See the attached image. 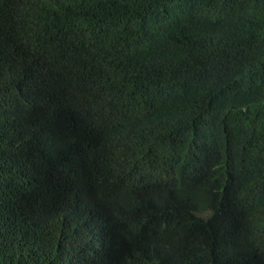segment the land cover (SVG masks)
Wrapping results in <instances>:
<instances>
[{
    "label": "trees",
    "instance_id": "1",
    "mask_svg": "<svg viewBox=\"0 0 264 264\" xmlns=\"http://www.w3.org/2000/svg\"><path fill=\"white\" fill-rule=\"evenodd\" d=\"M0 264H264V0H0Z\"/></svg>",
    "mask_w": 264,
    "mask_h": 264
},
{
    "label": "bare ground",
    "instance_id": "2",
    "mask_svg": "<svg viewBox=\"0 0 264 264\" xmlns=\"http://www.w3.org/2000/svg\"><path fill=\"white\" fill-rule=\"evenodd\" d=\"M96 76H97V75H96ZM101 82H102V81H101ZM90 109H91V108H90ZM90 109H89V110H90ZM89 114H90V113H89ZM99 117H100V116H99ZM95 118H96V116H95ZM97 119H98V118H97ZM6 183H7V182H6ZM3 196H4V195H3ZM4 237H5V236H4Z\"/></svg>",
    "mask_w": 264,
    "mask_h": 264
}]
</instances>
